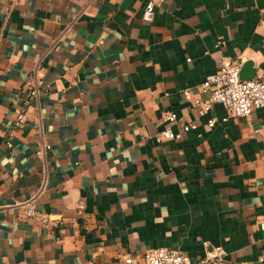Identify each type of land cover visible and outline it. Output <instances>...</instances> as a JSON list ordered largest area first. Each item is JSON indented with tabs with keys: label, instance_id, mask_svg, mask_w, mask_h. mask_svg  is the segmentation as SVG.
<instances>
[{
	"label": "crops",
	"instance_id": "0c3cea01",
	"mask_svg": "<svg viewBox=\"0 0 264 264\" xmlns=\"http://www.w3.org/2000/svg\"><path fill=\"white\" fill-rule=\"evenodd\" d=\"M147 1L0 0V264H264V107L183 94L227 59L264 78V0ZM166 111L198 129L157 142Z\"/></svg>",
	"mask_w": 264,
	"mask_h": 264
},
{
	"label": "built area",
	"instance_id": "2783aa9c",
	"mask_svg": "<svg viewBox=\"0 0 264 264\" xmlns=\"http://www.w3.org/2000/svg\"><path fill=\"white\" fill-rule=\"evenodd\" d=\"M162 1V0H160ZM91 2L88 4L90 5ZM157 1L148 0L143 10V19L152 21L155 14ZM87 5V6H88ZM86 6V7H87ZM224 40L220 38L219 43ZM203 92H209L208 97L193 96L189 89L183 94L187 100L198 108L200 115L208 114L215 103H219L227 110L228 115L223 120L232 116L249 117L253 111L264 107V78L255 77L242 79L240 77V64L229 59L224 60L217 70L208 74L200 85ZM39 89L32 88L31 94L38 95ZM26 111L22 110L17 117L16 124L23 126L26 122ZM166 126L156 134L157 142L181 139L183 133L198 129L195 122L182 123L181 129L173 126L179 122L178 114L166 111L163 114ZM216 118L208 120L209 126H214ZM38 196H32L23 204L26 207V217H37L46 223L50 220L47 212L38 209ZM121 264H192L188 254L175 247H154L145 250L140 256L127 254Z\"/></svg>",
	"mask_w": 264,
	"mask_h": 264
},
{
	"label": "water",
	"instance_id": "95a60500",
	"mask_svg": "<svg viewBox=\"0 0 264 264\" xmlns=\"http://www.w3.org/2000/svg\"><path fill=\"white\" fill-rule=\"evenodd\" d=\"M240 64V77L242 79H252L255 78V71L250 72V66L252 65V62H246L244 64L237 62Z\"/></svg>",
	"mask_w": 264,
	"mask_h": 264
}]
</instances>
